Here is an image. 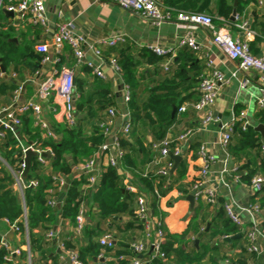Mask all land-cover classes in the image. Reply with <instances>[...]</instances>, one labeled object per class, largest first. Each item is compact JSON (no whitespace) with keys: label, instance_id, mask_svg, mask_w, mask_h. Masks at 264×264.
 Here are the masks:
<instances>
[{"label":"trees","instance_id":"16d2710c","mask_svg":"<svg viewBox=\"0 0 264 264\" xmlns=\"http://www.w3.org/2000/svg\"><path fill=\"white\" fill-rule=\"evenodd\" d=\"M212 3H214L213 9L210 7ZM248 3L249 0H245L242 5L241 0H238L237 10L241 13L242 8ZM162 4L171 18H174L179 11H208L211 14L215 12L217 16L229 21L234 8V0H162ZM2 18H6L3 12L0 13V72L4 67L5 72L16 71L23 79L26 74H32L41 67L44 54L36 50V41H20L19 38L23 33L14 26L3 23ZM213 21L217 22L214 16ZM258 39L257 36L249 41L251 49ZM105 55L108 58H115L124 86L131 93L130 100L126 104L131 126L129 133L120 137L121 146L125 151L119 166L109 165L102 168V176L92 197L93 203L95 202L98 207L97 220L91 225L87 222L83 241L78 246V253L82 264H91L94 258L99 256H110L106 258L105 264H133L134 252L130 246L119 244L117 248L110 249L99 243V237L103 233L102 222L108 220L116 224L118 220L115 218L124 216L128 218L125 228L138 222V227L143 229L142 222L135 215L136 193L126 188L120 170H130L137 176L139 188H143L150 195V203L155 215L160 213L159 199L171 189L177 188L182 193H187L183 185V179L188 171L187 160H181L175 172L169 175L142 176L138 173V168L152 159L155 153L154 143L164 139L170 128L180 121L181 114L178 108L184 103L198 100L203 64L197 50L187 46L177 51L168 68L164 67V63L171 54L158 56L148 46L136 49L133 44L124 42L111 48ZM59 57L55 65L56 75L60 74L65 62L63 54ZM147 65L152 68H146ZM17 87L15 80L4 76L0 78V106L11 102ZM107 87V84L99 78L92 83H89L85 77L77 78L76 91L79 97L76 100V109L84 115L80 119V124L74 127H69L62 121L52 120L51 124L56 130L57 139L42 138L41 130L34 125L32 115L27 113L21 117L20 129L15 132L7 131L5 137L0 140V152L13 167H19L24 154L21 145L25 143H40L43 148L50 147L53 151L48 166H44L33 156L26 180L35 178L38 184L26 187L25 205L13 174L7 166L0 167V219H8L11 222L17 220L23 230L22 218L26 210L33 264H68L67 259L61 260L60 257L66 250L76 247V244L64 239L69 234L65 233L62 236L64 249L58 251L53 246V240L47 239L45 233L55 227L60 218L69 219L71 223L75 222L83 201L82 187L87 182V175L80 173L79 178L74 176V166L90 159L104 141L98 124L104 118L106 110L116 105L112 93L106 91ZM175 106L177 111L173 115ZM255 117L257 123L264 124V109L258 110ZM255 124H248L243 129L241 120H237L228 145L229 151L237 159L249 157L250 149L256 150L260 157L259 166L250 157L248 160L251 162L246 161L240 166V169L247 168L245 173L240 174V180L246 183H251L258 171L264 174V156L260 153L264 139L255 129ZM88 126L90 130L87 129ZM147 130L153 136L150 142L145 139ZM60 134L62 137H59ZM198 146V142L195 141L191 143L190 148L196 149ZM56 172L69 178L66 187L60 188L54 183L53 176ZM50 199H57L61 204L51 206ZM251 200L253 202L260 200L263 205L264 187L261 192L255 193ZM219 215L222 218V226L210 231L208 244L211 246L208 247V244L203 243L199 246V252L196 251L195 246L186 250L187 235L191 231L199 232L201 228L196 216L181 233H170L163 227L164 236L161 244L163 255L152 252L147 264L201 263L204 256H209L213 249L220 247L219 243L225 242L221 237L240 232V227L231 221L223 207L220 208ZM22 233L24 234V231ZM216 238L219 239V243L212 245ZM239 241L240 238H235L231 244ZM242 251L247 252L246 248ZM6 253L0 240V264H9L4 258ZM251 256L254 258L255 254Z\"/></svg>","mask_w":264,"mask_h":264},{"label":"built area","instance_id":"2783aa9c","mask_svg":"<svg viewBox=\"0 0 264 264\" xmlns=\"http://www.w3.org/2000/svg\"><path fill=\"white\" fill-rule=\"evenodd\" d=\"M104 3H117L121 7L133 10L140 13L144 17L150 19L153 24L160 25L163 22L174 20L178 23L187 24V33L179 37L178 49L182 47H190L194 50H199L202 47L197 38L194 36L191 28L193 26H201L205 28L211 34V42L217 45L230 59L239 63V68L242 71H257L260 74V78L264 80V55L253 54L248 38L255 34V31L251 29L250 23L247 20L242 19L238 14L235 15V21L224 27H216L213 17L205 12L200 11H179L174 18H171L170 13L166 10L163 4L158 0H99ZM5 9L14 14L15 18L22 22V24L35 27H47L48 18L46 14V0H0V12ZM231 27H235L239 31L246 34V39L233 37ZM126 37L121 33L112 34L110 36L101 38L98 40V45L88 44V47L94 50V53L98 56L102 55V46L115 47L121 43L126 42ZM88 42L87 38L76 31L72 22H61L58 24L52 39V46L54 47V53L50 51V45L46 42H40L36 44V50L43 53L44 57L42 63L51 64L55 66L60 57L58 56L63 47L67 44L71 49L73 58L76 64H83L92 67L94 73L104 78L102 69L95 66L93 62L86 59L85 44ZM149 48L158 56L171 54L168 60L164 63V67L168 68L172 63V58L175 54L166 50L165 48L157 45L149 46ZM111 65L120 71V68L115 58H110ZM208 65L211 67V71L203 74L199 83V98L193 103H184L178 108V112L181 114L189 108L193 112L200 114L201 124L210 122H217V118L213 113V106L216 102L220 87L223 83L227 82V77L223 71L218 67V63L215 58L208 56ZM39 72V71H37ZM57 70L55 74L45 75L40 79L36 94V99H28L19 101V88L14 91V95L9 104L0 106V140L5 137L7 131H13L20 129L22 125L21 117L24 114L30 113L33 116L34 123L43 132V138L57 139V133L54 126L45 118L43 112L42 103H50L51 111L59 117L60 121L64 122L69 127L78 126L80 122L79 112L76 109V100L79 94L76 91L75 83V71L74 68L62 67L59 75ZM0 76H4V72L0 73ZM12 77H16V73L13 72ZM250 79L246 77L241 86L245 87L249 83ZM131 93L127 87L124 86L123 98L125 104L130 100ZM257 109H264V88L262 89L261 96L257 99ZM119 112L116 107H110L107 110L105 117L99 122L103 136H108L111 132V127L115 123ZM237 120H241L242 128H246L249 123L246 111L242 110L237 114H234L231 120L221 125L220 129V142L224 148H228L233 134V126ZM130 115L129 112H125V119L122 127L116 135L113 136L111 141H104L101 143L97 151L92 155L90 159L85 162H81L77 165L81 173L87 175V182L82 187L83 201L75 217V222L71 223L69 219L60 218L55 227L50 228L45 233L47 239L57 241V250L63 251L64 242L63 234L69 233L64 239L70 240L76 244L75 248L66 250L63 256H68L71 264H82L78 246L83 241L84 229L88 222L86 196L94 191L101 176L103 165L118 167L123 157L124 149L121 146L120 137L128 134L130 131ZM171 129V128H170ZM194 134L192 127H186L183 131L177 134L175 137L166 136L159 142L154 143L153 147L155 155L152 160L148 162L141 171L142 176L149 175H169L171 168L174 165L172 156L180 155L184 156L185 146L184 144L189 141L190 137ZM23 149V157L19 164V167H13L9 165L6 159L0 152V167L5 165L13 174L16 180V187L21 195L23 205H25V189L27 186H36L38 184L37 179L33 178L29 181L23 176L26 164L24 162L25 152L27 149L35 151V157L44 166H48L53 157V151L50 147L43 148L40 143H27L21 145ZM260 153L264 156V142L260 147ZM196 155L200 161V169L198 177L191 184V193L195 200L203 199L209 204H215L217 201V189L216 187L209 186V174L211 172L210 165L213 161V157L206 151V145L200 143L197 148ZM107 157V163L104 164L103 158ZM80 177V173L78 178ZM54 183L60 188L66 187L67 177L60 173H55ZM129 176L126 175L125 179L128 180ZM234 181H240V175L235 173L233 175ZM125 181V186L130 191L136 193V218L142 222L143 231L139 239L134 240L130 247L134 252L132 256L133 264H147L148 260L139 258V255H143L148 248V242L151 238H154L152 242L153 252L163 255L161 253V244L163 242V223L161 217H154L150 215V197L146 192L138 190V188L131 182ZM251 187L255 193L262 191L264 187V174L261 172L256 173L251 180ZM49 204L54 206L61 204L57 199H50ZM25 207V206H24ZM225 212L231 221L237 225L242 226L245 222L239 211H237L233 205L229 202L224 205ZM244 210L249 213L251 218V227L247 230L246 236L249 240L248 250L255 254V256L264 255V229L261 227L262 220H258L261 213V205L259 200L250 203ZM9 224L14 235L19 236V243L13 244L12 239L6 236L0 231L1 244L5 247L7 253L5 260L9 264H33V255L30 247L29 233H28V220L27 213L23 215V230L19 222L9 221L8 219H0ZM24 231V234L22 233ZM22 234V235H21ZM99 243L110 249H114L116 245L115 237L112 233H103L99 238ZM247 264H255L253 259H250Z\"/></svg>","mask_w":264,"mask_h":264},{"label":"crops","instance_id":"0c3cea01","mask_svg":"<svg viewBox=\"0 0 264 264\" xmlns=\"http://www.w3.org/2000/svg\"><path fill=\"white\" fill-rule=\"evenodd\" d=\"M158 1L162 3V0ZM244 1L245 0H241L242 5ZM210 7L213 9L214 3H212ZM1 12L5 14L4 9ZM46 14L48 18V25L44 28H33L29 25L22 24V22H19L15 18L14 14L13 16L5 14L6 18H2V21L7 25L14 26L17 30L23 33L22 37L19 38L20 41H36V44L46 42L50 45L51 53H54V47L52 46L53 35L58 24L61 22H72L76 31L83 34L87 38L88 42L85 44L86 59L102 69L104 78L97 76L92 67L83 64H76L75 59L72 56L71 49L67 44L63 47L58 56L61 54L64 55L65 62L62 67L65 66L74 68L75 83L79 77H85L89 83H92L94 80L99 78L107 84L108 87L106 90L112 93L116 101L115 107L119 112V116L111 127L110 134L108 136H104V141H111L113 136L119 133L124 122L125 112H127L126 104L123 98L124 82L120 72L111 65L110 58L105 55L111 50V48L114 47L102 46V55L98 56L94 53L92 48L88 47V44L96 46L98 45V40L101 38L121 33L126 37V42L133 44L136 49L143 46L149 47L157 45L173 52V54L176 55L179 50L177 48L179 37L187 33L188 29L187 24L178 23L174 20L163 22L160 25H155L150 19L144 17L138 12L125 9L117 3H104L99 0H46ZM236 14L240 15L242 19L247 20L250 23L251 29L255 31V34L248 38V42L257 36L259 37V39L254 43L253 48H250L252 53L259 56L264 55V0H249V3L242 8L241 13L237 10ZM212 15L217 20V22H214L216 27H224L235 21H226L223 17L217 16L215 12ZM191 30L197 40L202 43V47L197 50V52L203 64V74L212 70L208 65V56L212 55L218 63V67L227 77V82L221 85L216 102L213 106V113L217 118V122L201 124L200 114L193 112L189 108L183 112V114L181 113L180 121L174 124L168 131L167 136L175 137L186 127H192L194 129V134L190 137L189 141L184 144L185 153L182 158V160L185 159L188 161L187 175L183 179V185L187 189V193H182L177 188L171 189L166 195L159 199L158 209L160 210V213L157 215H155L154 210L151 207V203L149 202L150 215L154 217L160 216L163 227L170 233L183 232L188 227L191 219L196 216L201 228L199 232L191 231L187 235L186 238L188 247L186 250L190 249L191 246H195L196 251L199 252V246L201 244H208L210 231L222 226L223 222L219 215V210L221 207L224 208L226 203L230 202L245 220L244 224L239 226L240 232L237 233L240 234V236L237 237L240 238V241L238 243L231 244L234 239L227 241L225 239L227 236L224 238L221 237L222 240L225 239V242L222 243H219L218 238L214 239L212 245L219 243L220 247L213 249L209 256H204L199 264H247L250 259H253L255 264H264V255L254 256V258H252L251 255H253V253L248 250L249 240L246 236L247 230L251 227V218L249 213H247L244 208H246L250 203H253L251 197L255 194V192L251 187V183L242 182L241 180L239 182H235L233 178L235 173L240 175L241 173H245L247 171L246 167L240 169V166L246 161L251 162L248 160L249 157L252 161L256 162L258 166L260 165V157L257 155L256 150L250 149L248 154L249 157L237 159L233 154H231L229 149L224 148L220 142L221 125L229 122L234 114H237L242 110L246 111L250 124H259L257 123L255 117V114L258 112L256 103L258 97L262 94L264 80L260 78V74L257 71H242L239 68V63L237 61L230 59L217 45L211 42V34L205 28L201 26H193ZM231 31L233 37L246 39V34L239 31L235 27H231ZM146 68L152 67L147 65ZM55 70L56 66H52L49 63H42L41 67L37 70L39 72L36 71L32 74L28 73L23 79H21L22 77L16 71H10L7 73L5 72L4 67H2L4 77H8L10 80L13 79L18 84L17 88L20 90L19 101L36 99L40 79L45 75L52 73L55 74ZM13 72L16 73V77L11 76ZM1 77L3 76H0V78ZM246 77H248L250 81L245 87H242L241 82ZM42 105L44 116L50 123H52V120L60 121L59 117L54 115L51 111L50 103L43 102ZM89 126L87 129L90 130ZM40 132L41 137L43 138L42 130ZM145 134V139L148 142L152 141L153 136L148 130ZM195 141L198 142L199 145L200 143H204L206 145L207 153L214 158L210 165L211 172L209 174L208 183L209 186H214L217 189V201L215 204H209L203 199H194V204L192 205L187 199L188 196L192 194L190 190L191 184L198 177L200 169V161L196 155L198 147L196 149L190 148L191 143ZM26 144L27 143L24 145ZM103 161L104 164L107 163L106 156L103 158ZM148 162L138 168L139 172H137L139 174L142 170H144ZM105 166L106 165H103V167ZM120 172L123 175L124 185L127 180L125 179L127 175L129 176L128 180L131 181L138 188V190L146 192L149 195V193L143 190V188H139L140 183L137 176L132 171L121 169ZM79 173L81 172L77 165H75L73 175L78 178ZM93 192L94 191L92 190V193L90 192V194L86 196L88 223L90 225L97 220L96 214L98 211L96 203H93ZM260 205L261 213L259 214L258 220H262L261 227L264 229V204L262 205L260 202ZM115 219L118 220L116 224H113L111 220H108L107 222H102L101 226L103 233L110 232L115 237V248H117L119 244L130 246L134 240L140 238L143 229L138 227V222H136L135 225L125 228L124 226L128 222L127 217L123 216ZM0 231L12 239L13 244L19 243V236L17 234L14 235V233L10 235L11 228L9 224L3 220H0ZM196 239H198V243H196ZM85 240L88 241V238L85 237ZM153 241L154 238L149 240L147 251L143 254L142 259L145 261L149 259L150 254L153 252V249L151 251V248H153ZM57 244V241L53 240L54 248H56ZM210 246L211 245L208 244V247ZM242 247L246 248L247 252L242 251ZM63 254L65 253H62L60 259H67L68 264H71L69 257L63 256ZM108 257L110 256L96 257L91 264H105Z\"/></svg>","mask_w":264,"mask_h":264},{"label":"water","instance_id":"95a60500","mask_svg":"<svg viewBox=\"0 0 264 264\" xmlns=\"http://www.w3.org/2000/svg\"><path fill=\"white\" fill-rule=\"evenodd\" d=\"M237 4H238V0H234V8H233L232 14H231V16H230V20H234V17H235V15H236V13H237V8H236ZM4 12H5L6 15L13 16V13L10 12V11H7V10L4 9ZM106 91H107V90H106ZM176 111H177V107L175 106V107L173 108V112H172V114L174 115V114L176 113ZM83 115H84V114H79V118H82ZM255 129L258 130V131L261 133V135H262V137H263V139H264V124H263V123H259V124H257V125L255 126ZM60 137H62V134H60ZM35 154H36L35 151H33V150L30 149V148L27 149L26 152H25L24 162H25V164H26V167H25L24 172H23V176H24V177H27V175H28V173H29L30 166H31V160H32L33 156H35ZM172 158H173V160H174V165H173V167H172L171 170H170V173H171V174H173V173L175 172V170H176V168H177L179 162L182 160V156L177 155V156H172ZM68 183H69V178H67V184H68ZM67 184H66V186H67ZM187 199L190 201V203H191L192 205L194 204V197H193L192 194H190V195L188 196ZM11 234H13V231H12V230L10 231V235H11ZM239 236H240V234H235V235L227 236V237H225V239H226L227 241H231V240H233V239H235V238H237V237H239ZM196 243H198V239H196ZM152 249H153V248H151V251H152ZM139 258L142 259V258H143V255H139Z\"/></svg>","mask_w":264,"mask_h":264},{"label":"rangeland","instance_id":"374dc122","mask_svg":"<svg viewBox=\"0 0 264 264\" xmlns=\"http://www.w3.org/2000/svg\"><path fill=\"white\" fill-rule=\"evenodd\" d=\"M205 13H207V14H209V15H211V16L213 17V15H212V14H210L209 12H205ZM37 255L39 256V254H37ZM37 255H36V256H37Z\"/></svg>","mask_w":264,"mask_h":264}]
</instances>
